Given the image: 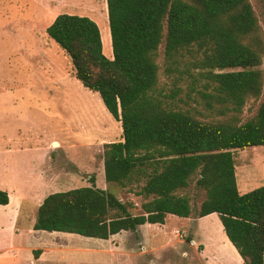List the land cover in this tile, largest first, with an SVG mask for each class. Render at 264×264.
<instances>
[{
  "label": "trees",
  "instance_id": "trees-1",
  "mask_svg": "<svg viewBox=\"0 0 264 264\" xmlns=\"http://www.w3.org/2000/svg\"><path fill=\"white\" fill-rule=\"evenodd\" d=\"M113 58L104 53L99 25L89 16L59 14L48 35L71 59L75 76L100 94L122 123L123 140L105 144V178L142 197L120 199L95 184L49 194L35 230L109 239L169 214L188 218L193 180L202 189L199 217L217 213L246 264H264V185L238 188L234 151L264 147V100L243 120L264 87V38L250 0H107ZM167 70L188 75L187 96L200 115L178 106V91L159 89V49ZM199 86L197 87L196 85ZM202 117V118H200ZM10 195L0 189V206Z\"/></svg>",
  "mask_w": 264,
  "mask_h": 264
},
{
  "label": "rangeland",
  "instance_id": "rangeland-1",
  "mask_svg": "<svg viewBox=\"0 0 264 264\" xmlns=\"http://www.w3.org/2000/svg\"><path fill=\"white\" fill-rule=\"evenodd\" d=\"M250 1L258 17L264 38V0ZM103 3L106 4L105 8ZM107 7V0H0V136H12L18 133L17 111L21 112L23 116H26L29 112L43 114L39 110L27 108L23 101H18L15 104L12 101L14 96L24 95L28 99L36 97L31 91L44 90L41 91L44 94L49 92V90L54 93L65 91L71 93L68 98H76L77 102L81 100L84 106H94L95 103L104 104L98 92L85 87L77 79L71 59L60 45L48 35V27L44 26L48 21L50 22L53 18L55 20L62 13L89 16L99 25L104 53L110 58L113 56V46ZM40 13L45 14L44 20L41 22L40 19V22L31 23L32 17L40 16ZM27 20L29 24L26 23L28 22ZM108 34L111 39L109 41ZM36 45L41 48L48 47V50L47 48L45 49L47 60L40 59V54L35 55ZM33 50L36 58L31 54ZM164 51L165 39L160 46L157 59L160 66L159 89L166 93H171L172 90L178 91L179 94L175 99L178 106L202 116L199 112L205 111L203 105L195 100L197 95H195L194 99L187 96L191 89L192 79L188 75H181L174 68L172 71H168ZM262 68L264 71V58ZM196 86L198 87L199 84ZM31 87L33 90L27 91ZM44 98L46 102L41 101L39 103L42 107L47 105L49 98L52 100L55 97L49 93ZM263 100L264 87L260 98L248 101L242 115L244 121L253 118L257 114ZM87 112L88 110L85 109L83 112L84 116ZM205 113L214 115L207 117L209 119L218 116L217 112ZM33 126L31 133H36L38 128L35 124H32ZM119 130L120 127L118 126L116 132ZM235 156L237 160L240 156L247 158L241 168L237 162L240 173L247 172L251 176L247 191L263 186L264 147L256 146L243 150L239 149L235 151ZM102 178L107 186L106 189L116 193L120 199L136 204L137 207L133 210L134 213L143 212L141 209L142 197L130 192L128 187L122 188L117 184L108 183L105 175H102ZM99 179V186L97 187L102 189L101 187L104 184L101 183V175ZM84 185L93 186V182L88 181V184ZM242 191L244 192L245 190ZM182 193L189 195L192 199L194 207L192 216L195 218L199 217L200 206L206 198L205 192L197 188L196 181L193 180L191 185L183 190ZM5 211V209H0V264H210L205 261V258L207 260L208 258L211 259L213 257L211 253L216 251L219 246L218 243L214 245L210 242H208V245L198 243L195 245L196 248L192 255L188 257V259L190 258L188 261H184L187 255H183V252L187 251L185 250L187 249L185 243L173 244L168 248H164L162 252L155 256L156 258L148 256V253L139 254V250H133V254L128 258V254L121 249H111L110 243L105 239L88 238L78 234L58 231L35 230L34 224L37 220L38 208L31 223L19 222L15 224L12 219H6L5 215H7L8 211ZM204 223L207 225V232L214 235L217 234L212 218L205 220ZM186 224L187 220L183 218L169 217L165 226L157 225L150 228H152L151 231L162 228L168 236L175 238L173 231L175 229L183 231ZM150 228L148 225L142 226L143 231H150ZM31 230H34V232H31ZM191 236L193 237L194 235H188V237ZM121 238L119 236L117 239ZM132 239V241H135L134 237ZM159 239L160 237H156L153 241L159 245ZM101 246H104V248ZM30 247L48 250L44 257L35 263V253ZM205 249H207V253ZM224 254L226 259L221 261L222 264H232L233 260L227 250H224ZM31 257L33 258L32 260Z\"/></svg>",
  "mask_w": 264,
  "mask_h": 264
},
{
  "label": "crops",
  "instance_id": "crops-1",
  "mask_svg": "<svg viewBox=\"0 0 264 264\" xmlns=\"http://www.w3.org/2000/svg\"><path fill=\"white\" fill-rule=\"evenodd\" d=\"M38 16L32 17L31 23L40 22V19L42 22L45 14L40 13ZM53 21L54 18L46 25L44 24V27H48ZM26 23L29 24V21ZM33 30L35 31V29ZM107 37L108 41L111 40L109 34ZM46 48L48 50V47ZM46 48L38 46L35 50L36 54L34 50L31 54L33 57H35L34 54H40V59L47 60ZM31 90H33L32 87L30 90L27 89V91ZM41 91L44 90L31 91L36 96L35 98L26 99L24 95L14 96L12 101L15 104L18 101H23L27 108L39 110L43 114L29 112L23 116L21 112L17 111L18 133L12 136H0V189L7 191L10 195L9 204L1 205L0 209L8 211L5 215L6 219H12L15 224L19 222L31 223L37 208L39 210L44 199L51 193L90 186L84 184H88V181H93V179H95L96 186H99L100 175L101 183L104 184L102 175H105V144L123 140L122 123L113 117L105 104L95 103L94 106H84L81 100L77 102L76 98H68L71 95L69 92L54 93L49 90L44 94ZM49 93L55 98L52 100L49 98L47 105L42 107L39 103L46 102L44 97ZM85 109L88 112L84 116ZM32 124L38 128L36 133H31V128H34ZM118 126L120 130L116 132ZM235 151L238 188L241 193H247L251 176L247 172L240 173L238 168V164L241 168L247 158L240 156L237 160ZM101 188L106 189L107 186L104 184ZM169 217L177 218L178 216L169 214L165 224L146 223L144 225H148L149 228L157 225L165 226ZM210 218L216 227V235L207 232V225L203 224ZM183 219L187 220L184 227V231L187 233L186 238H181L174 233L178 229L173 231L176 237L171 238L162 228L155 231H151L152 228L150 231H143L142 226L144 225H141L135 231H122L105 240L110 243L111 249H121L128 254V258L133 254V250H139V254L148 253V256L156 258L155 256L164 248L173 244L185 243L187 251L183 252V255H187L184 261L190 260L188 257L192 255L196 248L195 245L198 243L205 245H208V242L213 245L218 243V249L211 253L213 257L208 260L205 258V261L210 264H222L221 261L226 259L224 250H227L233 260L232 264H246L226 235L217 213L205 217L191 216ZM190 234L194 236L188 237ZM119 236L122 238L117 239ZM132 237L135 241H132ZM156 237H160L159 245L153 241ZM192 240L193 244L190 243ZM101 247L104 248V246ZM30 249L35 253V263L43 258L48 250L39 247H30ZM207 249H205L206 253Z\"/></svg>",
  "mask_w": 264,
  "mask_h": 264
},
{
  "label": "built area",
  "instance_id": "built-area-1",
  "mask_svg": "<svg viewBox=\"0 0 264 264\" xmlns=\"http://www.w3.org/2000/svg\"><path fill=\"white\" fill-rule=\"evenodd\" d=\"M177 236H179V237H186V232L183 230V231H180V230H175V232H174ZM190 243L191 244H193L194 243V241L192 240V241H190Z\"/></svg>",
  "mask_w": 264,
  "mask_h": 264
},
{
  "label": "bare ground",
  "instance_id": "bare-ground-1",
  "mask_svg": "<svg viewBox=\"0 0 264 264\" xmlns=\"http://www.w3.org/2000/svg\"><path fill=\"white\" fill-rule=\"evenodd\" d=\"M103 5H104V8L106 7V4L105 3H103ZM102 5V6H103ZM100 8H101V6H100ZM100 8H98V9H100ZM107 9V8H106ZM106 9H105V12H106ZM101 12V11H100ZM56 146H58V145H56Z\"/></svg>",
  "mask_w": 264,
  "mask_h": 264
}]
</instances>
